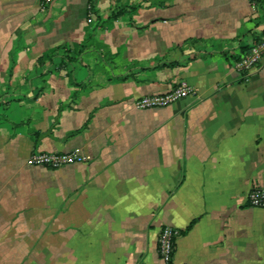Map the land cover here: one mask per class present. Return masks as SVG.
Masks as SVG:
<instances>
[{
    "label": "crops",
    "instance_id": "obj_1",
    "mask_svg": "<svg viewBox=\"0 0 264 264\" xmlns=\"http://www.w3.org/2000/svg\"><path fill=\"white\" fill-rule=\"evenodd\" d=\"M88 2L0 0V264H165L166 226L171 264H264V210L246 203L264 187V60L235 68L264 6ZM118 2L138 8L104 22ZM181 83L196 98L136 108Z\"/></svg>",
    "mask_w": 264,
    "mask_h": 264
},
{
    "label": "built area",
    "instance_id": "obj_2",
    "mask_svg": "<svg viewBox=\"0 0 264 264\" xmlns=\"http://www.w3.org/2000/svg\"><path fill=\"white\" fill-rule=\"evenodd\" d=\"M253 1V0H250ZM53 0H39L41 8L48 7ZM91 20L88 19V23ZM264 60V35L252 45L247 52L239 55L235 62V68L240 72L241 77L245 80L251 73L256 70ZM187 97H195L196 92L193 88L181 83L170 91L160 95H148L139 98L135 106L138 110H150L157 108H165L179 100ZM84 162L76 153L66 154H32L28 163L31 166L43 167L52 170L60 169L64 166L80 164ZM248 207L264 210V187L252 188L246 198ZM179 236V232L172 227H163L158 233L156 239V251L158 257L165 264H171L175 251V241Z\"/></svg>",
    "mask_w": 264,
    "mask_h": 264
},
{
    "label": "trees",
    "instance_id": "obj_3",
    "mask_svg": "<svg viewBox=\"0 0 264 264\" xmlns=\"http://www.w3.org/2000/svg\"><path fill=\"white\" fill-rule=\"evenodd\" d=\"M259 2L261 3V5L264 6V0H259ZM88 5H89L88 10H89V12H91V10H92L91 0H89ZM137 8H138L137 6H135V7L134 6H128L126 4L125 5H121L120 2H118L116 4V6L114 7V9L110 11L108 17L104 20V22H109V21H113V20H116L118 18H121V17H123V16H125V15H127L129 13H132V12L136 11ZM85 43L82 45L81 50H83V48L85 47ZM59 52H60V49L57 48L54 51L53 54L48 55L46 57V62H52V60L57 56V54ZM236 60H238V59H236ZM38 64L42 65L43 64V60H39ZM170 66H172V65H170Z\"/></svg>",
    "mask_w": 264,
    "mask_h": 264
},
{
    "label": "rangeland",
    "instance_id": "obj_4",
    "mask_svg": "<svg viewBox=\"0 0 264 264\" xmlns=\"http://www.w3.org/2000/svg\"><path fill=\"white\" fill-rule=\"evenodd\" d=\"M47 169V168H46Z\"/></svg>",
    "mask_w": 264,
    "mask_h": 264
}]
</instances>
